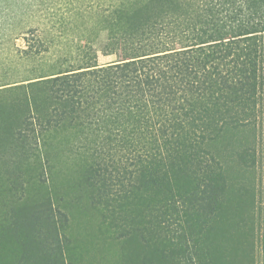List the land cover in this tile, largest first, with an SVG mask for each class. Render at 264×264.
<instances>
[{
	"label": "trees",
	"instance_id": "trees-1",
	"mask_svg": "<svg viewBox=\"0 0 264 264\" xmlns=\"http://www.w3.org/2000/svg\"><path fill=\"white\" fill-rule=\"evenodd\" d=\"M261 127L264 0H0V264H71L65 196L33 193L68 161L121 264H264L234 205Z\"/></svg>",
	"mask_w": 264,
	"mask_h": 264
},
{
	"label": "rangeland",
	"instance_id": "rangeland-1",
	"mask_svg": "<svg viewBox=\"0 0 264 264\" xmlns=\"http://www.w3.org/2000/svg\"><path fill=\"white\" fill-rule=\"evenodd\" d=\"M36 5L41 0H31ZM57 1V0H53ZM61 1V0H59ZM16 3L15 11L18 14V19H24V12L22 10L21 1ZM23 43L20 41L19 44ZM116 56H103L101 55V63H108L114 61ZM251 131H245L242 136H252ZM264 134V127L258 128L257 135L261 139L259 142L260 151L264 150V143L262 141ZM259 171L258 174L250 173L246 178H241L245 183L241 186L243 188L241 195H243L244 202L238 204L236 200L235 207L237 214L240 216L239 222L244 220L254 229H260L264 227V171ZM76 174V168L74 162L68 161L63 171L55 177L56 190L41 192V186L35 184L33 193L37 195H46V192L50 195L61 193L64 195L67 201V209L70 212L71 223L68 229V233L71 237V251L69 255V261L71 264H121V258L123 255L122 246L119 242L112 238L111 232L103 223L100 212L98 209H94L87 204L79 205L73 203L72 198L77 193L79 187V177ZM1 179V176H0ZM256 186V187H255ZM53 191V192H52ZM3 195L6 201L12 199V193L5 187L3 189ZM250 200L253 202L250 203ZM10 245L7 243L5 250H0L6 258H10Z\"/></svg>",
	"mask_w": 264,
	"mask_h": 264
}]
</instances>
